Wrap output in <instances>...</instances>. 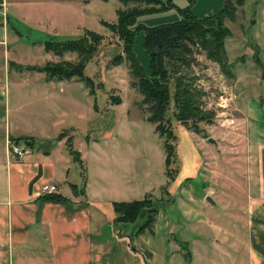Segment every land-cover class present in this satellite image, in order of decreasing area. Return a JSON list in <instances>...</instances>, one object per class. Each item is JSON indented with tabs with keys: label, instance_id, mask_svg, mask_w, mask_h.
<instances>
[{
	"label": "crops",
	"instance_id": "0c3cea01",
	"mask_svg": "<svg viewBox=\"0 0 264 264\" xmlns=\"http://www.w3.org/2000/svg\"><path fill=\"white\" fill-rule=\"evenodd\" d=\"M14 1L16 19L31 15L42 21L43 15L37 6H79L80 1L89 0ZM0 2L3 4L0 8V41L4 40V44H0V264H185L186 261L187 264H200L202 257L206 264H214V251L233 258L234 246L224 245L220 239L213 238L214 235L200 241L195 227L190 234V246L173 234L177 223H171L167 216L168 197H164L161 187L172 182L177 174L176 144L174 178L167 181L163 168L165 185L159 188V198L152 196L154 200L150 201V208L156 212L151 227H142L147 221V207L141 208L132 221L115 220L112 202L130 201L121 196H126V192L134 187L125 182L117 189V182L95 177L99 170L89 178L82 153L71 143V131L78 130L79 126L72 124L60 131L55 130L62 128L59 125L63 124L65 112H69V106L76 102L72 105V112L78 115V120L82 113V123L88 132L84 140L86 152L105 155V148L111 145L113 128L103 124L122 99L119 97L118 104L107 101L109 106L104 107L106 112L102 114L103 111L96 106L94 92L90 96H93L95 106L92 104L87 112L86 104L80 109L78 103L79 94L85 97L88 93L83 82L75 78H48L43 72L29 69L37 64L23 66L9 60L6 40L10 37L6 24L12 11L9 10V0ZM46 13L48 18L53 17L48 10ZM12 36L20 38V33L15 29ZM100 46L96 59L98 63L102 59L104 67L120 52V47L115 43ZM57 58L62 60L63 55ZM12 69L14 80L7 78L6 82L4 78L5 81L1 82ZM262 74L255 75L251 85L259 83L263 87ZM97 78L103 86L105 80L100 71ZM7 83H13L14 88L12 114L9 109L12 91ZM248 86L240 88L239 100L235 104L242 119L250 166L245 190L247 264H264V93L252 95L250 92L255 90L247 89ZM72 93L77 97L72 98ZM61 133L65 135L56 138ZM34 135L41 141L38 145L33 142ZM27 139L30 143L23 144L27 151L21 157L8 152L9 144L18 146L19 140ZM44 183L55 184L56 191L51 194L59 196L57 200L41 199L45 194L39 190ZM167 194H170L169 190ZM227 264L237 263L231 259Z\"/></svg>",
	"mask_w": 264,
	"mask_h": 264
},
{
	"label": "rangeland",
	"instance_id": "374dc122",
	"mask_svg": "<svg viewBox=\"0 0 264 264\" xmlns=\"http://www.w3.org/2000/svg\"><path fill=\"white\" fill-rule=\"evenodd\" d=\"M14 2L9 0L8 4L9 10L12 11L10 21L6 24L10 37L6 40L10 52L8 58L23 66L58 60L53 53L43 51V42L77 39L83 35L84 30L103 35L99 44L100 48H103L104 44L111 43L116 37L101 21L113 23L116 21V9L137 5L135 2H129L125 6L118 0H89L80 1L79 6H37L36 9L43 15L40 21L31 15H22L16 19L13 13L16 9ZM172 2L173 5L166 9L135 15L129 25L133 31L131 50L144 74L148 73V55L142 45L146 27L175 21L181 17L180 10L186 7H189L190 13L197 18L214 15L222 7V0ZM46 10L53 14L52 18H48ZM224 25L230 32L224 38V49L232 78L224 76L217 64L206 59L202 53L195 54L196 63L191 66L189 72V77H195L192 86L202 92L200 108L211 112L210 120L196 124L188 121L186 127L167 113L171 131L175 136L179 163L175 178L166 185L170 194L164 195L165 198L168 197L165 208L171 223H177L176 232L173 234L187 241L189 246L190 234L194 227L198 230L197 239L200 241L206 236L210 239L211 235H214L213 238L220 239L224 245L234 246L235 253L231 256L233 258L218 251L212 253L210 250L214 264H227L231 259L237 264H247L245 190L250 166L242 119L235 104L239 100L240 88L243 85L249 84L247 89L255 90L250 92L252 95L264 93V86L260 87L259 83L251 85L255 75L262 74L258 63L264 67V0H244L243 4L236 8L234 19L225 20ZM15 29L20 33V38L12 36ZM104 49L102 53L105 56ZM96 55L87 61L83 68V74L90 77L95 85L99 71L103 74L105 84L102 89L94 87L96 106L104 114V107L109 106L107 101L110 102V94L122 99L119 105L113 107L112 115L103 124L113 128L111 145L105 148V155L86 152L84 140L88 132L82 123V113L78 120V115L72 112V105L76 102H72L70 111L65 112L63 124L59 125L62 128L55 131L72 124L79 126L78 130L71 131V143L82 153V162L89 178L99 170V175L95 174V177L102 178V181L117 182V189H120L121 184L130 182L134 188L127 191L126 196H121L126 197L123 199H140L147 193L151 194V199L158 197L160 186L165 185L162 139L153 131V124L146 119L147 112L140 104L141 95L129 83L126 62L123 61L113 68L106 65L102 67L103 60L98 63ZM63 59L75 60V55L65 53ZM12 74L14 75L13 69L8 77L4 75L1 82L5 79L7 82V78L14 80ZM80 86L82 88L83 84ZM7 87L12 91L9 98L12 114L13 83H7ZM75 97L77 94L72 93V98ZM79 102L80 109L86 104L88 112L93 104V96L87 93L83 97L80 93ZM37 137L34 135L33 138L35 145L41 142ZM24 141L26 140H19L18 146L22 147ZM170 166L174 169L177 165L173 163ZM206 197H209L212 203L208 202ZM234 223L237 227H232ZM216 227L219 228L215 229ZM202 258L200 264H206ZM187 263L188 261L185 262Z\"/></svg>",
	"mask_w": 264,
	"mask_h": 264
},
{
	"label": "trees",
	"instance_id": "16d2710c",
	"mask_svg": "<svg viewBox=\"0 0 264 264\" xmlns=\"http://www.w3.org/2000/svg\"><path fill=\"white\" fill-rule=\"evenodd\" d=\"M106 1V0H102ZM126 6L129 2L136 6L116 9V21L101 24L116 38L111 43L119 45L120 52L112 56L106 66H116L126 62L130 85L140 95V104L147 112V121L154 125V132L162 139L164 151V175L167 181L174 178L176 167L175 136L171 131L169 115L181 125L186 126L190 121L196 124L200 121H209L211 112L200 108L202 92L192 86L195 77H189L191 66L196 63L195 54L202 53L206 59L216 63L220 72L232 78L230 65L227 62L224 49V38L230 32L224 25L225 20L232 21L236 8L244 0H222L221 9L214 15L197 18L190 13L189 7L180 10L181 17L175 21L146 27L142 45L148 55V73L144 74L135 55L131 50L133 31L129 25L135 15L166 9L173 5L172 0H118ZM103 35L91 30H84L77 39L57 41L45 40L42 44L45 52H51L57 57L64 53H73L75 60L60 59L56 62H45L42 66H31L43 72L48 78L71 79L75 78L84 83L89 95H94V87L102 89V83L83 74L87 61L91 60L98 51ZM264 72V67L258 63ZM110 102L120 103L116 95H109ZM93 106H95L93 102ZM169 115H168V114ZM187 127V126H186ZM65 135L61 133L56 138ZM168 183V182H166ZM164 195L167 194L166 185L161 187ZM40 198V197H39ZM59 196L45 194L44 200H57ZM150 194L141 199L130 201H113L112 207L117 221H132L139 210L147 207V221L142 227H151L155 210L150 208Z\"/></svg>",
	"mask_w": 264,
	"mask_h": 264
},
{
	"label": "built area",
	"instance_id": "2783aa9c",
	"mask_svg": "<svg viewBox=\"0 0 264 264\" xmlns=\"http://www.w3.org/2000/svg\"><path fill=\"white\" fill-rule=\"evenodd\" d=\"M3 7L2 2H0V8ZM0 44H4V40L0 41ZM26 148H24V146H17L15 144H9L8 145V152L13 154L16 157H21L25 152H26ZM56 191V186L53 183H44L40 186V190L39 193L41 194H51L54 193Z\"/></svg>",
	"mask_w": 264,
	"mask_h": 264
},
{
	"label": "water",
	"instance_id": "95a60500",
	"mask_svg": "<svg viewBox=\"0 0 264 264\" xmlns=\"http://www.w3.org/2000/svg\"><path fill=\"white\" fill-rule=\"evenodd\" d=\"M209 141H211V139H208ZM30 142L29 141H24L23 144L24 145H28ZM206 200L210 203H212L211 199L209 197H206Z\"/></svg>",
	"mask_w": 264,
	"mask_h": 264
}]
</instances>
